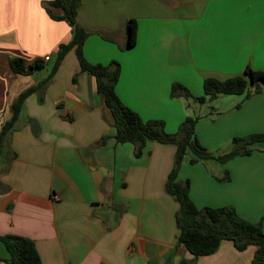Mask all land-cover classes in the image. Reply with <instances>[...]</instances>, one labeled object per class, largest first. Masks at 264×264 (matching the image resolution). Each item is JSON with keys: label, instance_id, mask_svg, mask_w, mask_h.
<instances>
[{"label": "crops", "instance_id": "0c3cea01", "mask_svg": "<svg viewBox=\"0 0 264 264\" xmlns=\"http://www.w3.org/2000/svg\"><path fill=\"white\" fill-rule=\"evenodd\" d=\"M47 1L0 0V133L13 101L49 75L59 44L73 37L68 23L49 15ZM123 1L132 12H123L122 0H82L77 17L91 31L83 46L87 61L119 62L116 91L123 103L145 120L163 119L170 133L187 116L209 109L215 123L196 125L202 146L218 122L220 136L212 145L264 132L263 91L220 93L205 104L171 96L173 82L203 95L206 77L264 70V0ZM132 17L137 41L125 48ZM13 57L27 63L41 57L46 64L20 74L11 68ZM96 81L71 50L53 77L24 99L1 140L0 237L31 238L41 264H254V245L240 251L224 240L197 257L185 249L176 223L179 201L165 189L175 146L150 141L137 155L133 143L116 144L114 118ZM250 147L229 166L188 158L179 177L189 181L199 208L233 205L264 231V142ZM1 241L0 264H6Z\"/></svg>", "mask_w": 264, "mask_h": 264}, {"label": "trees", "instance_id": "16d2710c", "mask_svg": "<svg viewBox=\"0 0 264 264\" xmlns=\"http://www.w3.org/2000/svg\"><path fill=\"white\" fill-rule=\"evenodd\" d=\"M82 0H49L46 10L54 19H62L72 28V39L59 44L56 51V59L49 75L25 89L11 105L12 116L8 119L0 133L1 140L18 119L22 109L23 101L27 96L50 80L66 54L74 50L82 71L93 74L97 81V90L104 99L114 118L116 144L130 142L135 145L136 154L141 155L143 147L150 141L175 146L174 164L165 184L166 191L175 196L179 201V209L176 213V223L179 229V242L193 257L213 253L224 240L233 241L235 247L240 251L250 245L255 246L253 258L254 264H264V231L260 222L245 219L233 205L199 208L189 195V181H180L181 165L188 154L191 163H197L206 159L216 158L222 163H227L236 154L249 155L253 148L250 146L264 142V132L253 133L247 136H236L233 138L232 150L224 155L215 156L208 152L196 136V125L201 116L189 115L179 124L176 132L166 131L165 121L161 118L145 120L141 114L132 109L123 101L116 91V83L119 81L120 64L112 60L107 64L102 62L91 63L84 56L83 46L91 31L84 28L78 21V11ZM54 8L61 9L56 13ZM137 19L132 17L127 21L126 31L128 41L125 48L135 44L137 41ZM11 68L20 74H28L45 66L44 58L37 57L27 63L23 58L13 57L9 59ZM264 70H256L246 67L242 73L231 75L227 78L206 77L203 83V95H194L182 82H173L171 85V96L182 95L186 98L192 97L196 101L205 104L211 102L220 94H246L251 92H264ZM253 88V91L250 89ZM212 109V107H210ZM105 139V138H104ZM228 175V173H227ZM228 180V177L225 178ZM2 244L8 253L6 264H41L42 259L36 249L34 240L28 237L16 235L1 236ZM181 264H187L183 259Z\"/></svg>", "mask_w": 264, "mask_h": 264}, {"label": "rangeland", "instance_id": "374dc122", "mask_svg": "<svg viewBox=\"0 0 264 264\" xmlns=\"http://www.w3.org/2000/svg\"><path fill=\"white\" fill-rule=\"evenodd\" d=\"M145 4L146 3H149V2H144ZM122 6H123V12H132L131 10H130V8H128V7H126L125 6V1H123L122 0ZM136 12H139V11H136ZM55 52L53 53V57L55 58ZM52 57V58H53ZM201 119H200V121H202V122H200L199 124H201L200 125V127L199 128H205V127H209V124H212V123H215L214 121H212V119H213V116L212 115H210V110L209 109H207V110H205V112H201ZM198 124V125H199ZM197 125V126H198ZM214 128H215V134H209L207 137V142H208V144L207 145H212L214 142H216V140L219 138V131L221 130V125H220V122H218L217 124H215V126H214ZM197 130V127H196V129H195V131ZM225 136V134L224 135H222L221 137H224ZM201 143V142H200ZM207 145H203V147L208 151V152H210L211 154H213V155H215V156H218V155H224V154H227V153H229L231 150H232V147H233V142L231 143V144H215V145H212L211 147H207ZM201 146H202V144H201ZM252 148V147H251ZM189 156L190 157H192V154H188L186 157H185V159L184 160H188V158H189ZM242 157H245V156H241V154H236V155H234L231 159H229L227 162V164H228V166L231 164V162H240V160L242 159ZM241 158V159H240ZM205 161H207V162H209V161H217L214 165H218V162L219 161H221V160H219V159H216V158H210V159H206V160H203V161H201V162H205ZM207 164H209V163H207ZM207 164H206V167L207 168H209V166H207ZM217 167V166H216ZM225 168V170L226 171H228V173H229V175H231L232 177H233V172H232V174H230V172H229V170H228V167H224ZM231 170V169H230ZM212 172H213V174H217L218 172L216 171V169H212ZM183 179V178H182ZM184 180V179H183ZM185 181V180H184ZM214 191V192H213ZM213 191H211V193H213V194H215V193H218V188L217 187H215L214 189H213ZM226 193L228 194L227 195V197L228 196H231V197H233L232 196V194H230V190H227L226 191ZM240 200H242L243 202H245V203H248V204H250V202H251V200L250 199H247V200H245V199H243V198H241ZM241 208V207H240Z\"/></svg>", "mask_w": 264, "mask_h": 264}]
</instances>
